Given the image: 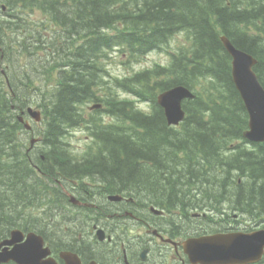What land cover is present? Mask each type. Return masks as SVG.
Listing matches in <instances>:
<instances>
[{
    "label": "trees",
    "instance_id": "trees-1",
    "mask_svg": "<svg viewBox=\"0 0 264 264\" xmlns=\"http://www.w3.org/2000/svg\"><path fill=\"white\" fill-rule=\"evenodd\" d=\"M0 4L11 11L38 9L56 24L47 35L34 25L25 30V20L6 25L17 34L25 30L17 41L6 40L0 24L1 48L15 45L18 58L39 54L38 61L24 64L21 84L6 86L0 81V241L13 228L42 231L31 208L39 204V219L47 212L49 221L50 205L65 206L66 199L51 186L62 176L100 179L107 192L129 193L145 207L167 212L172 224L184 226L186 232L197 224L199 232L226 229L210 221L214 217L225 224L230 218L219 203L224 197L221 190L229 184L237 190L225 191L233 213L264 218V143L244 149L247 114L220 41L225 35L256 58L255 72L264 87V0H0ZM21 15L17 12L12 18ZM181 34L188 46L171 53L168 64L117 80L114 86L102 80L107 52L117 50L138 61L150 51H166ZM54 70L59 73L54 86L33 87L37 74L42 79ZM178 85L192 90L194 98L184 102L186 117L175 128L167 126L155 98ZM122 94L148 101L152 112L136 111L119 97ZM102 99L116 124L103 126L98 111L85 120L84 106ZM30 104L41 108L44 116L39 150L45 178L28 181L27 157L21 144L13 145L22 125L12 106L24 109ZM81 125L93 133L96 148L77 160L68 156L64 137L68 129ZM48 191L57 193L55 200ZM196 209L208 211L210 217L203 222L192 218L190 212Z\"/></svg>",
    "mask_w": 264,
    "mask_h": 264
},
{
    "label": "water",
    "instance_id": "water-1",
    "mask_svg": "<svg viewBox=\"0 0 264 264\" xmlns=\"http://www.w3.org/2000/svg\"><path fill=\"white\" fill-rule=\"evenodd\" d=\"M221 40L231 57L232 80L248 114V130L243 136L250 142H263L264 89L253 71L256 60L234 48L225 37ZM191 96L186 88L179 86L157 97L168 125H178L183 120L181 102ZM31 115L38 120V113ZM11 246L12 249H9ZM183 246L192 264H252L262 257L264 230L251 234H217L188 239ZM48 254L49 250L43 248V239L34 233L24 237L22 232L15 230L11 232L9 240L0 243V263L56 264L52 259L43 260ZM62 256L67 264H80L75 255Z\"/></svg>",
    "mask_w": 264,
    "mask_h": 264
},
{
    "label": "flooded vegetation",
    "instance_id": "flooded-vegetation-1",
    "mask_svg": "<svg viewBox=\"0 0 264 264\" xmlns=\"http://www.w3.org/2000/svg\"><path fill=\"white\" fill-rule=\"evenodd\" d=\"M36 148L31 147L30 153L33 158H36ZM84 212L88 207L94 208L97 210V218L95 221L88 223L89 219L83 216L79 211H75L74 214L78 216L77 220H84V255L83 259L81 258L82 264H91L95 262L96 264H102L101 258L105 255V248L107 251L113 254H120L122 252L123 257H126L134 252V249L142 247L143 250H146V254L150 255L152 251H158L159 254H167L168 250L174 252L175 261L183 264V259L178 251V247L172 245V249L169 248V245H166L163 238V234L167 233V230L163 226L153 224V218L146 208H143L142 205L136 203L132 198L122 199L119 202H110L107 200L106 195L104 194V189L100 188L96 193L92 190H89L87 186L84 187ZM124 197V195L122 193ZM94 197L97 200L91 204L86 202L88 197ZM222 201L224 202V207H227V202L225 197ZM238 204V203H236ZM240 206V205H238ZM245 213V210H243ZM86 214V213H84ZM247 215V214H246ZM80 218V219H79ZM101 228L105 232V236L111 240L102 242L101 244L97 241V246L89 244L88 237L92 235V238L95 237L94 229L95 227ZM142 227L145 229V233L137 234L135 236L130 235V228ZM155 229V230H152ZM91 231V232H90ZM158 238L161 243L156 244L154 239ZM133 240H137V243ZM145 240V241H144ZM101 245V247L99 246ZM178 248V249H177ZM54 253V250L52 249ZM169 252V251H168ZM136 254H134L135 256ZM54 258L60 263L63 262L57 257ZM124 264H129L124 261ZM110 264V263H107ZM118 264V263H117Z\"/></svg>",
    "mask_w": 264,
    "mask_h": 264
},
{
    "label": "rangeland",
    "instance_id": "rangeland-1",
    "mask_svg": "<svg viewBox=\"0 0 264 264\" xmlns=\"http://www.w3.org/2000/svg\"><path fill=\"white\" fill-rule=\"evenodd\" d=\"M28 13H31V12H28ZM27 19H31L32 22H35L37 20V23H39V17H38V14L35 13L33 16L31 15V18H28ZM47 21L44 20L42 25H36V28L40 30H43L44 29H49V25L46 24ZM31 25L27 26L26 29H28V27H30ZM55 26V25H54ZM50 28H53V26L50 25ZM56 28V27H54ZM64 40V39H62ZM175 42L176 43H181V42H184V38L183 36H178L177 39H175ZM175 42L172 43V48L174 49L175 48ZM172 48L170 47V50H172ZM169 51V49H167ZM25 57H27V55H23ZM168 55L167 53L165 52H151L149 53L148 55H146L143 59L140 60L139 63L137 64H130V67L128 66V64L126 63V59L124 57H121V54L120 53H114L111 55V59L107 65V70H108V73H109V76L110 78L111 77H122L124 75H127L129 73H133L135 71H139L141 69H146V68H151L153 67L154 65H165L167 62H168ZM24 59L25 58H22L21 59V63L24 62ZM9 60H14V58H10ZM9 60H7L9 62ZM38 60V56H29V62H33L35 63L36 61ZM5 62V61H4ZM28 62V61H27ZM4 68V66H3ZM9 69L11 70V76L14 78L16 75H18V71L17 70H14V68L12 66H9ZM59 73L57 72V70H54V71H51V73L47 74L45 77L44 75L42 76V79L39 78V75L37 74L36 79H35V82H34V85L33 87L35 86H38V85H41V86H45V87H51V86H54L56 83H57V75ZM41 80V82H40ZM134 100V99H132ZM138 107L140 109H144V111L147 110L148 106L144 103H140L138 102L137 103ZM91 107V105H89L88 107H84V114L86 116V118H89L88 117V108ZM36 109V108H35ZM92 110V109H91ZM147 112V111H146ZM105 120L111 122V120L109 118H104ZM31 124V122H30ZM32 127L36 130V132L40 131V130H43L44 128V125L42 124H33L32 123ZM38 137V135L34 136V138ZM22 138L24 139V142L22 141ZM14 142H13V145H20V144H24L25 147H28L29 146V141H30V138L28 137L27 134H25V132H21V134L18 132L17 136L14 138ZM64 141L68 144V149L67 152L72 154V156H75L76 158H81V155L84 154V152H86L89 148V146L91 145V141H90V135L89 133L82 127V128H77V129H70L68 130L66 136L64 137ZM232 179H228L229 182H231ZM96 185V184H94ZM235 186L234 185H231L229 184L228 187H226L224 190H221V195L226 197L225 196V191H228L230 193H235L237 194V190H235ZM223 197H221V199L219 200V203L220 205H223V201H222ZM51 204V203H50ZM33 210V213L32 215H34V217H36L37 220H39L40 218V213L42 212L41 211V207L40 205L38 204L36 207H32L31 208ZM69 210V209H68ZM75 211H70L66 213V215H63V217H68V219H63V218H58L57 214H56V218H57V221H56V225H54L55 229L57 232H60L63 236H69V237H73V234L71 232V230H75V235L76 233L78 232H81L82 233V226L81 224H77V225H72V223L70 222L71 220L72 221H75L77 220L76 218H78V216H76L74 214ZM202 214V212L200 211H191L190 214ZM166 221L168 223H165V225L169 228V229H172V228H176L174 226H171L172 224V216H166ZM200 221H205L204 219H199ZM40 221V220H39ZM239 223H241V225H244L243 223V219L241 218L240 220H238ZM42 224L44 223H47L49 225L48 222L44 221L41 222ZM233 225V224H232ZM131 230H130V235L131 236H135L137 234H143L145 233V229L142 228V227H136L134 229H132L131 227H129ZM152 230H155V229H152ZM181 230L180 228L178 229H172L171 232L174 233V234H177L179 233ZM65 237V238H66ZM164 238V237H163ZM180 239V238H179ZM56 241V240H55ZM145 241V240H144ZM154 242L156 244H160L161 241L158 239V238H155L154 239ZM172 249V248H171ZM169 251V252H168ZM167 251V261H172V259H177V257L175 258L174 257V252L171 251V250H168ZM156 256H158L156 254ZM158 258V257H157ZM154 259H156V257H154ZM160 259H162L160 257ZM153 261L150 262V264H152Z\"/></svg>",
    "mask_w": 264,
    "mask_h": 264
},
{
    "label": "bare ground",
    "instance_id": "bare-ground-1",
    "mask_svg": "<svg viewBox=\"0 0 264 264\" xmlns=\"http://www.w3.org/2000/svg\"><path fill=\"white\" fill-rule=\"evenodd\" d=\"M155 87V86H154ZM213 127V126H212ZM208 139V138H207ZM124 141V140H123ZM208 141V140H207ZM116 143V142H115ZM129 143V142H128ZM128 145V144H127ZM124 146V145H123ZM243 146V145H242ZM126 147V146H125ZM214 147V146H213ZM222 148V147H221ZM202 151V150H201ZM200 154V153H199ZM209 154V153H208ZM217 156V155H216ZM235 156V155H234ZM220 157V156H219ZM264 158V157H263ZM207 159V158H206ZM61 162V161H60ZM220 163V162H219ZM215 164V163H214ZM206 166V165H205ZM263 166H264V164H263ZM165 167V166H164ZM204 167V166H203ZM218 167V166H217ZM66 168V167H65ZM225 169V168H224ZM243 170V169H242ZM169 172V171H168ZM194 172V171H193ZM84 173V172H83ZM207 178V177H206ZM186 184V183H185ZM195 185V184H194ZM182 190V189H181ZM166 191V190H165ZM143 193V192H142ZM25 194V193H24ZM149 194V193H148ZM195 196V195H194ZM26 198H27V196H26ZM160 198V197H159ZM221 199V198H220ZM126 200V199H125ZM186 202V201H185ZM193 205V204H192ZM195 205V204H194ZM247 215H249V214H247ZM79 216V215H78ZM80 219V218H79Z\"/></svg>",
    "mask_w": 264,
    "mask_h": 264
}]
</instances>
